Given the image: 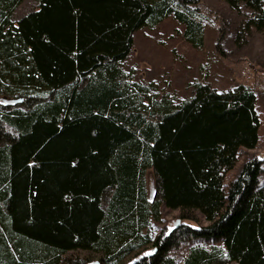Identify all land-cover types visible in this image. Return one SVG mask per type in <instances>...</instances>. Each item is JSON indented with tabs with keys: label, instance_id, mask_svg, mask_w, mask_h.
<instances>
[{
	"label": "trees",
	"instance_id": "trees-1",
	"mask_svg": "<svg viewBox=\"0 0 264 264\" xmlns=\"http://www.w3.org/2000/svg\"><path fill=\"white\" fill-rule=\"evenodd\" d=\"M221 1L264 32V0ZM202 9L0 0V264H264V162L227 181L259 143L254 91L195 83L176 102L122 67L134 34L166 19L201 49ZM164 210L179 223L156 231Z\"/></svg>",
	"mask_w": 264,
	"mask_h": 264
},
{
	"label": "rangeland",
	"instance_id": "rangeland-1",
	"mask_svg": "<svg viewBox=\"0 0 264 264\" xmlns=\"http://www.w3.org/2000/svg\"><path fill=\"white\" fill-rule=\"evenodd\" d=\"M199 2L203 9L198 17L204 25L201 49L195 50L181 40L182 27L166 19L152 30L141 29L134 34L133 50L122 67L126 72H132L136 82L152 84L158 95H167L176 102L189 98L195 83H207L219 91L245 85L254 91L261 120L259 143L255 150L243 152L228 174L229 182L238 175L245 161L256 157L264 162V32L243 28L245 15L249 14L246 9L236 13L221 0ZM32 8L33 3L26 1L16 17ZM147 187L152 196L155 179L151 171L147 174ZM193 214L200 225H206L198 213ZM178 223V211L164 210L163 223L154 227L156 231L170 230ZM184 253L181 249L176 257L181 258ZM78 256L83 258L86 254L80 252ZM89 260L90 264L98 262L96 258Z\"/></svg>",
	"mask_w": 264,
	"mask_h": 264
}]
</instances>
